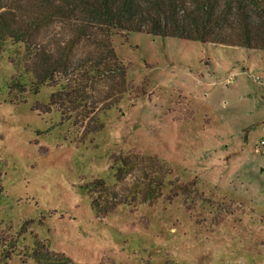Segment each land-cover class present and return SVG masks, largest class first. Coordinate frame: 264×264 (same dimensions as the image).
Masks as SVG:
<instances>
[{
  "label": "rangeland",
  "instance_id": "rangeland-1",
  "mask_svg": "<svg viewBox=\"0 0 264 264\" xmlns=\"http://www.w3.org/2000/svg\"><path fill=\"white\" fill-rule=\"evenodd\" d=\"M32 25L0 36V264H264V51Z\"/></svg>",
  "mask_w": 264,
  "mask_h": 264
},
{
  "label": "trees",
  "instance_id": "trees-1",
  "mask_svg": "<svg viewBox=\"0 0 264 264\" xmlns=\"http://www.w3.org/2000/svg\"><path fill=\"white\" fill-rule=\"evenodd\" d=\"M5 1L0 0L2 37L13 29L27 34L42 8H49L51 12H76L82 19L105 25L106 30L142 31L264 51V0H31V6L21 5V0H9L8 5ZM51 57L43 52L36 55L35 62L42 70L40 73L35 69L38 79H48V74L61 62L52 61ZM44 251L48 257L59 259L47 249ZM41 253L37 251L35 255Z\"/></svg>",
  "mask_w": 264,
  "mask_h": 264
},
{
  "label": "built area",
  "instance_id": "built-area-1",
  "mask_svg": "<svg viewBox=\"0 0 264 264\" xmlns=\"http://www.w3.org/2000/svg\"><path fill=\"white\" fill-rule=\"evenodd\" d=\"M249 78L251 80H255V81H262L264 83V79H261L259 76L254 75L253 73L249 74ZM263 141H261L260 143H262Z\"/></svg>",
  "mask_w": 264,
  "mask_h": 264
}]
</instances>
